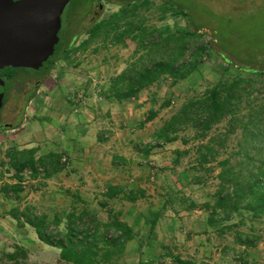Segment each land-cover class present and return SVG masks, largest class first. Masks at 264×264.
Listing matches in <instances>:
<instances>
[{
  "label": "rangeland",
  "instance_id": "obj_1",
  "mask_svg": "<svg viewBox=\"0 0 264 264\" xmlns=\"http://www.w3.org/2000/svg\"><path fill=\"white\" fill-rule=\"evenodd\" d=\"M82 1L86 0H71L62 14L63 29L59 33L62 40L71 41L75 35L77 38L67 51L53 58L54 64L49 72L43 74L45 68L12 69L16 76L11 81L4 76L7 79V84L4 85L7 101L5 98L2 110L0 109V185L16 181L9 157L13 149H25L28 145H37L40 149L52 143L58 144L60 140H75L84 126L100 121L98 112L103 111L102 108L106 105V92L112 80L133 63L147 62L150 48L149 45L147 48L140 47L142 35L157 31L167 36L188 28L184 16L175 14L171 9L165 11L162 0H150L147 4H139L135 13L127 8V14L133 16L131 27H140L131 32L124 42L117 41L115 32H112L109 36L103 33L85 45L91 26L100 21L91 20L90 15H85L87 11L83 10L79 14L83 17L81 28L77 24H71L73 16L79 13ZM181 1L192 10L196 27L219 32L225 47L229 48L235 58L242 62H252L259 57L264 59V0ZM99 4L104 7L100 12L102 21L110 20L114 13H119L124 8L117 0L96 2L97 6ZM121 24L122 29L129 26L124 21ZM211 40L212 37L207 34L191 42L186 56L192 57L195 47L207 45ZM170 47L162 46L163 53L169 54ZM259 62H262L261 58ZM7 70L12 72L11 69ZM38 78L41 82H38ZM248 79H252L253 83L248 84ZM237 81H241L244 88L247 87L239 91L241 96L236 112L240 118L233 125L229 124V119L223 120L203 139L196 137V128L189 123L182 125L176 132L177 140L167 143L158 139L160 127L177 114L184 104L202 97L208 88L217 83L231 84ZM38 83L36 96L26 99L24 95L34 93ZM147 89L155 98L153 109L157 110V118L155 123L145 126V129L137 126L133 133H138L141 141L138 143L144 145L143 148L151 155V158L148 157V169L161 171L159 177L149 181L153 193L150 194L153 199L149 202L155 206L163 204L164 209H168L163 212L165 215L174 212L168 207L172 201L178 207L188 206L192 202H197L200 206L205 202L214 203L212 195L217 191L219 167L216 162L205 165L206 168L197 164L199 146L207 143L210 137H219L223 143H214L218 150L217 161L238 155L245 144V118L256 111H262L261 117H264V75L241 71L225 62L218 54L206 50L202 53L197 68L186 78L175 80L170 75H163ZM168 101L171 107H163L162 104ZM99 131L109 134L108 129L99 128ZM41 153L42 151L38 152L37 156ZM235 160L237 158H233ZM211 167H214L213 170ZM67 170L70 171V167ZM43 173L40 170L39 175L34 178L30 170L25 172L23 184L34 192H29V198L24 191L17 197L15 194L7 196L0 192L1 264H71L61 259L59 248L42 242L33 228L19 226L9 214L13 207L24 208L26 205H33L36 200L38 203L43 202L37 210L49 215L50 219L58 214L62 220L60 228L64 229L67 213L74 206L77 210L87 206L76 193L68 190L64 195L74 202L65 207V197H58L55 188L49 187L59 184L51 179L47 182ZM161 187L166 191L159 192ZM95 199L107 202L104 215H101L103 222L119 219L114 210L124 207L122 199L108 201L104 195ZM52 201L58 203L59 208L54 209ZM201 209L202 212L190 215H180L184 211H178L180 216L173 234L168 232L170 229L166 226L162 228L158 225L152 230L150 224H144L139 219L134 225L136 237L128 240L124 249L110 258H106L105 252L101 251V260L97 264H179L175 260L176 256L188 264H264V217L252 219L245 212L236 214L232 220L237 223L236 226L227 228L222 233V225L228 222L215 226L216 228L209 226L210 212L202 206ZM213 215L218 217L216 213ZM194 222L195 225L192 224ZM240 232L244 237L254 239L256 246L245 248L237 243L236 236ZM18 247L27 251V257L10 259L7 254L14 253Z\"/></svg>",
  "mask_w": 264,
  "mask_h": 264
},
{
  "label": "trees",
  "instance_id": "obj_2",
  "mask_svg": "<svg viewBox=\"0 0 264 264\" xmlns=\"http://www.w3.org/2000/svg\"><path fill=\"white\" fill-rule=\"evenodd\" d=\"M148 2L150 0H124V8L119 13H114L110 20L101 21L91 26L89 39L85 41V45L103 33L109 36L112 32H115L117 41L124 42L131 32L140 27L139 25L131 27L133 26V16L127 14V8L135 13L139 4H147ZM162 2L165 11L171 9L175 14L184 16L188 22V28L167 36L157 31L142 35L139 40L140 47L147 48L149 45L150 48L147 53V62L133 63L114 78L106 92L107 98L122 101L135 97L143 89L157 83L163 75H170L175 80L186 78L197 68L202 53L206 50L213 51L225 62L234 65L241 71L264 75V59L262 57L252 62L238 60L232 55L229 48L225 47V42L221 39L219 32L196 27L192 18V10L184 6L181 0H162ZM122 21L130 27L122 29ZM207 34L212 37V40L207 45L200 44L195 47L192 57L188 58L186 55L191 42L203 38ZM76 38L77 35L73 37L72 41L69 40L70 43L60 42L57 45V50L59 49L60 53L65 52L75 42ZM165 45L171 46L169 54L162 51V46ZM260 58L262 62H259ZM53 64L54 61L51 57L46 63L45 69L43 68V74L49 72ZM256 64L263 67L257 68ZM7 69L12 71V69L30 68L8 67L5 70ZM15 76L16 73L12 71L5 77L11 81ZM247 81L248 84L253 83L252 79ZM38 82H41L39 78ZM38 87L39 83L36 85L34 93L24 95L25 98L31 99L36 96L35 92ZM242 88L245 89L241 81L231 84L217 83L208 88L202 97L184 104L177 114L165 122L157 132L158 139L167 143L177 140L176 132L182 125L189 123L196 128V137L203 139L207 138L213 127L223 120L229 119V124L233 125L234 121L240 118L237 115L236 107L241 96L239 91ZM162 105L167 107L170 102ZM261 113L262 111L251 112L243 121L245 144L237 156H228L222 160H216L218 150L214 143L218 142L220 145L223 143L219 137H210L208 142L202 143L198 149L197 164L200 167L206 168L205 165L214 162L219 167L217 173L218 187L212 195L215 201L214 203L205 202L201 206L210 212L209 226L215 227L228 222L222 225L220 229L222 233L225 229L236 226L237 223L232 221L236 214L245 212L252 219L264 217V117H261ZM156 115L157 111H151L146 121L151 120ZM37 153V148L13 149L10 152V166L15 170L16 181L0 185V192L7 196L15 194L17 197L24 190L23 182L26 171L30 170L35 178L42 170L44 177L48 178L65 169L68 165V161H63L66 156L61 153L49 152L39 157ZM177 153L180 152L177 151ZM233 158H237V160L233 161ZM213 168L211 167V170ZM116 191L118 189L112 187L109 196L113 197ZM128 198L135 201L140 197L135 195L128 196ZM82 202L85 203L84 200ZM201 206L195 202L190 205L191 208ZM213 213L218 214V217L214 216ZM9 214L19 226L26 224L32 226L42 242L59 248L61 259L71 264H97L101 260V251L105 252L106 258H110L113 254L121 252L126 242L134 237L132 227L118 219L109 223L102 222L87 206L80 210L74 206L66 215L64 229L60 228L62 220L58 214L50 219L49 215L37 212L32 205H26L24 208L13 207ZM159 216L160 213L156 212L155 219L152 220V230ZM236 242L245 248L254 247L257 244L254 239L249 236L244 237L241 232L237 234ZM7 256L10 259L18 260L19 256L26 258L27 251L18 247L14 253H8ZM175 260L179 264H188L179 256H176ZM140 264L149 263L141 262Z\"/></svg>",
  "mask_w": 264,
  "mask_h": 264
},
{
  "label": "crops",
  "instance_id": "obj_3",
  "mask_svg": "<svg viewBox=\"0 0 264 264\" xmlns=\"http://www.w3.org/2000/svg\"><path fill=\"white\" fill-rule=\"evenodd\" d=\"M147 90L145 88L137 96L122 101L105 98L106 105L104 104L103 111L98 112L99 114L96 113L100 121H93L92 124L84 126L75 140H60L58 144L52 143L49 146H42L40 149L37 145L26 146L27 148H37L38 152L42 151L41 155L58 152L68 158V165L65 169L46 178L47 182L51 179L59 184L49 187L55 188V194L58 197H65L63 198L66 199L65 207H69L74 202L70 197L64 195L69 190L84 200L87 207L103 222L101 215H104L103 211L106 210L107 202H101L100 199L96 200L95 198L104 195L108 201L122 199L124 207H119L114 212H117L118 220L133 228L134 237H136L135 223L142 219L144 224L146 222L152 227V220L155 219L156 212H159L160 216L155 226L160 225L162 228L166 226L170 229L168 232L173 234L174 226L178 225L177 221L180 215L184 213L186 215L196 214L198 211H203L201 207L191 208V203L185 207H178L177 203L172 201L168 207L174 212L165 215L163 212H167L168 209H164L163 204L155 206L149 202L153 199L150 195L153 194L152 184L149 181H154L159 177L161 171L148 169L151 155L148 150L143 148L144 145L138 143L141 142L138 133H133L137 126L145 129V126L155 123L157 118L156 115L146 121L150 111H157L153 109L155 98L152 92ZM169 107L171 104L165 108ZM99 128L108 129L109 134H104L99 131ZM139 145L141 146L139 147ZM45 149L46 151H44ZM69 167L70 171L67 170ZM112 187L117 188L118 191L113 197H110L109 192ZM23 191L28 198L29 192L34 193L25 186ZM160 191L165 192L166 189L162 190L161 187ZM135 195H139L140 198L135 201L128 198V196ZM42 204L43 202L38 203L35 200L32 206L39 212ZM51 205L54 209L58 207V203L55 204L53 201ZM178 211L184 212H180L179 215ZM192 224L195 225L196 222ZM26 226L30 225L26 224Z\"/></svg>",
  "mask_w": 264,
  "mask_h": 264
},
{
  "label": "water",
  "instance_id": "obj_4",
  "mask_svg": "<svg viewBox=\"0 0 264 264\" xmlns=\"http://www.w3.org/2000/svg\"><path fill=\"white\" fill-rule=\"evenodd\" d=\"M71 0H0V72L40 70L60 42L62 14ZM6 81L0 74V109Z\"/></svg>",
  "mask_w": 264,
  "mask_h": 264
},
{
  "label": "flooded vegetation",
  "instance_id": "obj_5",
  "mask_svg": "<svg viewBox=\"0 0 264 264\" xmlns=\"http://www.w3.org/2000/svg\"><path fill=\"white\" fill-rule=\"evenodd\" d=\"M110 1V0H109ZM117 1H119L122 5H124V0H117ZM96 2H101V0H86V1H82L80 4H79V13H78V15L77 16H73V19H72V21H71V24H77L78 26H80V28H81V26L83 25V17H81V16H79V14H80V12L81 11H83V10H86L87 11V13L85 14L87 17L90 15V18H91V20H93V21H95V20H99L100 22L102 21V19H100V17H101V11H103V9H104V7H103V4H99L98 6L96 5ZM61 29H63V19H62V28ZM82 31H86V30H84V29H81ZM59 36H60V34H59ZM76 36V35H75ZM74 36V37H75ZM73 39V38H72ZM72 39H71V41H72ZM60 42H62V43H65L63 40H62V38H61V36H60ZM59 42V43H60ZM67 42V41H66ZM67 43H70V42H67ZM72 45V44H71ZM70 45V46H71ZM70 46L67 48V50L70 48ZM66 50V51H67ZM56 54H54L53 56H52V58H54V57H56L57 55H59L60 54V51H59V49L57 50V48H56V52H55ZM51 59V58H50ZM8 73H9V71L7 70H5V69H3L1 72H0V74H1V76H2V78L7 82V79H5L4 78V76H7L8 75ZM5 74V75H4ZM1 110H2V108H1Z\"/></svg>",
  "mask_w": 264,
  "mask_h": 264
},
{
  "label": "built area",
  "instance_id": "obj_6",
  "mask_svg": "<svg viewBox=\"0 0 264 264\" xmlns=\"http://www.w3.org/2000/svg\"><path fill=\"white\" fill-rule=\"evenodd\" d=\"M63 161H67L66 157L63 158Z\"/></svg>",
  "mask_w": 264,
  "mask_h": 264
}]
</instances>
